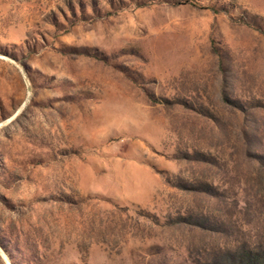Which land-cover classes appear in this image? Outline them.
<instances>
[{
  "label": "rangeland",
  "instance_id": "obj_1",
  "mask_svg": "<svg viewBox=\"0 0 264 264\" xmlns=\"http://www.w3.org/2000/svg\"><path fill=\"white\" fill-rule=\"evenodd\" d=\"M0 264H264V0H0Z\"/></svg>",
  "mask_w": 264,
  "mask_h": 264
}]
</instances>
